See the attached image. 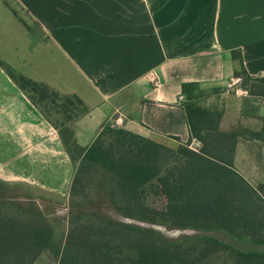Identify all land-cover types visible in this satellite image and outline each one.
<instances>
[{"label":"crops","instance_id":"0c3cea01","mask_svg":"<svg viewBox=\"0 0 264 264\" xmlns=\"http://www.w3.org/2000/svg\"><path fill=\"white\" fill-rule=\"evenodd\" d=\"M0 61L83 102L89 112L72 125L79 149L119 116L117 129L187 144L179 97L184 84H196L203 107L222 111L219 131L238 136L237 172L253 187L264 184V138L248 137L264 136V97L224 92L241 69L264 78V0H0ZM9 81L26 112L27 135L54 136L60 158L73 167L57 130ZM190 148L201 143L192 140ZM40 257L34 264H45Z\"/></svg>","mask_w":264,"mask_h":264},{"label":"trees","instance_id":"16d2710c","mask_svg":"<svg viewBox=\"0 0 264 264\" xmlns=\"http://www.w3.org/2000/svg\"><path fill=\"white\" fill-rule=\"evenodd\" d=\"M0 67L57 130L74 168L67 219H51L33 197L24 201L0 181V264H34L45 252L58 264H199L218 252L235 264H264V184L253 187L237 172L238 136L219 131L222 111L200 105L198 85L182 86L187 144L173 149L105 124L76 156L72 125L89 109L3 61ZM236 76L250 97H264V78L245 69ZM256 135L248 137L264 138ZM192 140L200 150L190 148ZM159 193L167 200L165 212L147 205L149 195ZM103 205L134 222L113 219ZM62 223L67 233L60 234ZM156 227L193 233L170 238ZM220 233L235 244L215 236Z\"/></svg>","mask_w":264,"mask_h":264},{"label":"rangeland","instance_id":"374dc122","mask_svg":"<svg viewBox=\"0 0 264 264\" xmlns=\"http://www.w3.org/2000/svg\"><path fill=\"white\" fill-rule=\"evenodd\" d=\"M7 1V0H6ZM14 8L15 5L12 4ZM16 15L23 21H27L25 13L17 9ZM12 83L0 69V181L14 182L7 188L9 193L20 194V199L27 201L33 197L36 207L52 213L51 219H67L69 192L74 176L72 165L66 167L65 162L57 153L54 136H28L27 125L21 123V117L26 115L19 102L20 95L15 93ZM214 92V91H213ZM204 93V92H203ZM205 95V93H204ZM22 98V97H21ZM200 103V102H199ZM201 106L203 104L200 103ZM51 119L60 121L57 113L49 112ZM15 116L18 123H16ZM16 123V124H15ZM169 148H178L175 142H163ZM80 149L75 148L76 156L80 155ZM19 183V185H17ZM46 189H38L39 185ZM147 205L150 209L165 212L168 209L167 200L162 193L149 195ZM102 210L115 220L134 222L122 216L114 215L106 205ZM60 234L67 233L68 226L62 223L59 226ZM157 230L170 238L181 235H191V231L166 230L156 227ZM221 240L232 241L224 234H216ZM234 244L235 242L232 241ZM40 262L56 264L55 256L45 252L40 257ZM199 264H235L226 252H218Z\"/></svg>","mask_w":264,"mask_h":264},{"label":"built area","instance_id":"2783aa9c","mask_svg":"<svg viewBox=\"0 0 264 264\" xmlns=\"http://www.w3.org/2000/svg\"><path fill=\"white\" fill-rule=\"evenodd\" d=\"M155 83V86L159 85V81L156 79L153 81ZM224 92L226 94L229 93H235L237 95H243L245 97L250 96L249 91L245 88L242 87V79L240 77L233 79L225 88ZM180 101H184V97L180 96L179 97ZM121 123V116L117 117L115 120L112 122V127H115V125Z\"/></svg>","mask_w":264,"mask_h":264}]
</instances>
